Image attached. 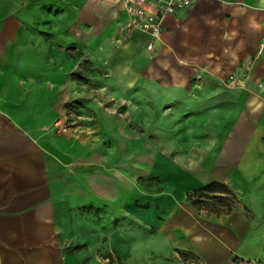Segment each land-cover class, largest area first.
Listing matches in <instances>:
<instances>
[{"label": "crops", "instance_id": "0c3cea01", "mask_svg": "<svg viewBox=\"0 0 264 264\" xmlns=\"http://www.w3.org/2000/svg\"><path fill=\"white\" fill-rule=\"evenodd\" d=\"M194 1L165 19L151 55L148 35L136 32L125 40L120 33L127 20L121 0H0V264L98 263L69 218L82 205L106 204L112 182L90 164L81 166L95 153L49 133L67 101L80 97L79 90L65 94L74 89L79 63L65 59L49 39L61 47L72 40L74 50L102 56L109 79L110 65L120 66L126 78L118 86L134 89L138 102L164 105L160 119L169 120L170 136L183 139L174 140V153L192 149L194 119L207 121L201 127L207 133L209 120L237 122L224 138L212 136L202 145L200 166L207 171L196 179H169L167 195L155 198L170 214L159 231L168 241L180 238L179 247L200 264L264 262V110L257 108L264 107V0ZM249 61L246 88H228L227 77L240 76ZM176 158L166 161L171 170L192 165L186 156ZM160 162L154 159L155 166ZM212 183L227 186L236 209L204 213L187 200ZM182 198L192 205L190 217L176 205ZM193 208L202 214L193 215Z\"/></svg>", "mask_w": 264, "mask_h": 264}, {"label": "rangeland", "instance_id": "374dc122", "mask_svg": "<svg viewBox=\"0 0 264 264\" xmlns=\"http://www.w3.org/2000/svg\"><path fill=\"white\" fill-rule=\"evenodd\" d=\"M38 14L41 15L40 11ZM49 41L52 47L60 49L65 59L73 58L75 63H79V69L75 68L72 74L74 89L67 88L65 94L76 96L79 90L80 97L76 96L78 98L74 101L68 100L62 117L56 121L59 126L56 123L51 131H45L62 135L67 141L74 140L76 143L72 146L75 149L95 153V158L88 159L90 163H81V166L90 164L96 168L97 175L100 171L105 172L112 182L111 189L107 188L106 194L111 198L106 204L82 205L75 210L76 216L69 218L70 223L81 228V232H75L74 235L80 236L82 248L90 254L96 251L99 257L97 264H200L197 258L179 247L180 238L172 242L160 234L159 230L167 225L170 214L160 210L155 198L167 195L169 179L179 182L189 177V174L192 179H196L203 170L207 171L206 167L200 166L205 155L201 150L202 145H206L212 136L224 138L236 127L237 122L234 119L209 120L207 133L208 129H201L207 121L194 119L191 125L194 132L190 138L192 149L187 153H174V140L182 142L183 139L179 135L170 136L169 120L160 119L164 105L158 108L159 105L152 102H138L134 89L128 93L118 86L126 78L122 77L120 66L110 65L114 72L113 78L109 79L102 56H92L82 49L74 50L72 40L64 47L53 43L51 39ZM116 44L120 45V42ZM257 108L264 110L262 103L257 104ZM196 109L200 111V107ZM156 127L162 130L156 133ZM241 128L242 131L243 125ZM180 155L192 159L188 162L192 167L178 166L171 170L166 161L171 157L179 158ZM154 159L161 161V167L154 165ZM82 178V185H88L86 177ZM99 194L98 190V198ZM176 205L180 213L185 212L189 216L187 211L192 205L186 198ZM193 209V215L203 212ZM166 246L169 252L165 253L163 249ZM108 247H112L111 250L106 249ZM158 247H161V256L157 252ZM121 248L127 257L122 256ZM234 264H239V261Z\"/></svg>", "mask_w": 264, "mask_h": 264}, {"label": "built area", "instance_id": "2783aa9c", "mask_svg": "<svg viewBox=\"0 0 264 264\" xmlns=\"http://www.w3.org/2000/svg\"><path fill=\"white\" fill-rule=\"evenodd\" d=\"M126 21L120 28L123 37L136 32H142L150 38L147 51L153 55L157 49L164 21L167 17L185 12L195 3L194 0H121ZM148 7L150 10L146 9ZM253 62L243 66L240 76L229 75L226 86L230 89L246 88L248 75L251 73Z\"/></svg>", "mask_w": 264, "mask_h": 264}, {"label": "trees", "instance_id": "16d2710c", "mask_svg": "<svg viewBox=\"0 0 264 264\" xmlns=\"http://www.w3.org/2000/svg\"><path fill=\"white\" fill-rule=\"evenodd\" d=\"M187 200L198 210L221 215L233 211L236 207V198L226 185L212 183L199 190L187 194Z\"/></svg>", "mask_w": 264, "mask_h": 264}]
</instances>
